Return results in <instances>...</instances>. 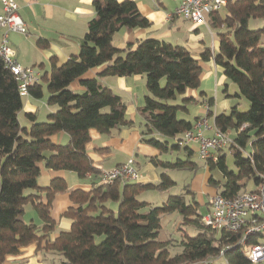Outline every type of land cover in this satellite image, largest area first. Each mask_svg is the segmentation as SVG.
Segmentation results:
<instances>
[{"label":"trees","instance_id":"obj_1","mask_svg":"<svg viewBox=\"0 0 264 264\" xmlns=\"http://www.w3.org/2000/svg\"><path fill=\"white\" fill-rule=\"evenodd\" d=\"M93 8L95 15L81 39L80 53L62 64L53 58L49 70L29 87L32 96L42 98V81L46 82L47 103L57 109L45 121L27 113L31 124L20 122L25 95L0 57V264H5L8 255L18 254L22 247L34 242L38 251L59 254L60 264H204L219 257L225 259L224 264H252L246 252L251 245L264 242V233L249 236L243 244L244 230L228 232L205 225L195 192L188 189L170 194L161 205L139 198L146 190L173 187L176 181L167 172L161 174L159 183L117 180L113 184L94 182L88 191L73 190L71 198L77 205L65 212L71 226L51 239L56 227L50 215L52 202L68 185L64 178L57 177L48 186H40V164L71 170L82 178L88 174L97 176L100 171L86 150L90 129L109 133L132 124L126 116L125 101L97 77L81 79L82 91L70 87L85 72L104 64L107 65L100 76L145 75L148 93L138 109L144 119L143 140L166 152L169 139L193 125L178 113L194 99L175 101L187 89L200 86V60L214 58L227 79L237 84L235 95L245 96L250 107L243 112L234 106L230 113L216 115L215 124L221 131L235 132L230 148L236 168L230 169L226 155L218 151L217 160L208 159L206 163L210 171L218 170L222 178L216 179L212 174L209 183L217 188V193L234 197L245 190L250 180L256 187L264 175V25L257 29L249 26L251 19H264V0H235L226 7L224 15L220 11L212 13L210 27L224 30L219 33L218 50L214 53L208 47L201 59L183 45L158 38L142 39L135 47L132 42L125 48L116 47L113 36L121 28L147 27L150 20L134 0H93ZM38 43L47 44L42 39ZM208 101L211 108L214 98ZM243 124L247 125L240 129ZM60 132L69 134L68 143L51 139ZM249 143L251 149L244 153ZM172 147L180 149L177 143ZM184 148L187 160L153 157L151 161L165 169L195 167L191 161L194 150ZM43 193L46 202L41 201ZM28 203L35 206L44 224L23 218ZM176 211L183 216V224L193 226L198 233L186 234L182 251L172 255V242L160 240L159 234L161 216Z\"/></svg>","mask_w":264,"mask_h":264},{"label":"crops","instance_id":"obj_2","mask_svg":"<svg viewBox=\"0 0 264 264\" xmlns=\"http://www.w3.org/2000/svg\"><path fill=\"white\" fill-rule=\"evenodd\" d=\"M16 1L19 4V14L26 23L27 32L11 31L9 33V42L14 48L16 59L20 64L34 67L41 76L45 70H49L53 58H56L58 63L62 64L71 56L80 53L81 39L87 31L89 21L95 15L93 0ZM134 1H136L141 13L150 20L151 24L147 27L134 29L121 28L113 36V43L116 47L125 48L130 42L135 47L142 39L158 38L187 47L193 56L198 59H201V55L208 47H211L214 53L218 50L219 40L214 41L212 39V46L209 45L197 24L175 14L180 0ZM3 12V3L0 0V14ZM206 25L209 27V22ZM2 34L3 31H0V42ZM39 39L46 41L47 44L45 46L40 45L38 43ZM106 65L88 70L81 77L74 80L70 87L74 91H82L84 87L80 83L81 79L97 77L125 101L127 106L126 116L132 121V124L116 127L109 133H102L96 128L90 129V140L86 144V150L93 165L100 171L97 176L88 174L86 177L78 178V174L74 171L46 168L43 163L40 164L42 170L39 178L43 177L44 180L41 185L39 183L40 186H48L57 177L64 178L68 185V189L56 194L52 202L50 215L56 222L55 230L51 233V239L53 240L61 231L68 230L71 226V219L65 215L69 207L77 205L71 198V192L75 189L88 191L92 188L94 182L102 184L100 182V174L103 171L115 168L134 156L137 168L142 174L140 182L159 183L161 174L166 172L165 168L156 166L151 161L153 157H161L160 149L144 141L142 136L144 119L138 109L144 103L145 95L148 93L145 75L100 76L99 73ZM200 65L202 66L200 86L187 89L175 102L183 103L184 98H193L194 101L185 103L188 110L182 109V118L194 123L198 118L206 116L210 125L214 128L206 131L205 134L209 136L215 133V127H217L215 124L216 115L221 113L228 114V111H231L234 106L238 107L239 101L233 98L234 96L230 93V86H226L228 79L224 74L223 67L218 65L214 58L206 61L200 60ZM224 84L225 88L222 89ZM24 97V106L19 112L21 123V115L26 117L27 113H34L37 115L38 120L43 121L47 119L50 112L57 109L56 105L47 103L48 95L36 98L29 93ZM211 97L214 98V104L210 108L208 100ZM27 122L26 125L31 124L28 118ZM69 138L70 136L66 132L51 136L52 140L63 144L68 143ZM232 138L234 139V137ZM205 165L207 172L203 182L206 184L209 183L212 173L207 163ZM207 187L208 189L205 190L207 194L205 202L208 208L210 197L215 195L218 190L214 186ZM168 190L165 191L167 192ZM31 191L37 193L35 190ZM195 196L197 197L196 192ZM197 200L201 207L202 199L200 200L197 197ZM41 201H47L44 193ZM30 207L36 210L32 203H30ZM29 214H31L32 218L30 216V219H25L27 222L33 221L39 225L44 224L39 213V217L34 212ZM54 257L61 259V256L53 251H38V245L34 242L22 247L20 253L8 255L5 264H50L49 261Z\"/></svg>","mask_w":264,"mask_h":264},{"label":"built area","instance_id":"obj_3","mask_svg":"<svg viewBox=\"0 0 264 264\" xmlns=\"http://www.w3.org/2000/svg\"><path fill=\"white\" fill-rule=\"evenodd\" d=\"M4 12L0 14V31H3L0 42V57L4 60L19 83L22 95L29 94V87L39 81V72L31 66H23L16 59V52L9 42V33L17 31L26 33L27 26L19 14L16 0H1ZM235 0H180L175 14L191 20L195 24H208L210 15L226 8ZM243 124L240 129L246 127ZM214 129L208 118H198L191 129L176 136L180 147H192L204 160H217V152L233 142L230 130L221 131L215 127V133L206 135V131ZM142 174L137 168L135 157L115 168L100 174L102 184H113L117 180L123 182L139 181ZM260 183L251 190H244L234 197L216 193L208 202L207 212L202 213V222L216 230L238 232L244 230L241 240L246 243L249 236L264 233V175ZM223 253V252H222ZM252 264L264 260V242L251 245L246 252ZM204 264H210L207 261Z\"/></svg>","mask_w":264,"mask_h":264},{"label":"rangeland","instance_id":"obj_4","mask_svg":"<svg viewBox=\"0 0 264 264\" xmlns=\"http://www.w3.org/2000/svg\"><path fill=\"white\" fill-rule=\"evenodd\" d=\"M226 8H223L220 10L221 14L226 13ZM264 25V19L258 18V19H251L249 26L252 29H257L259 27H262ZM197 26L200 28L201 32H203L205 36V41L212 46V39L219 40V33L224 30V28H217L213 29L208 27V25L200 23L197 24ZM210 28V29H209ZM213 33H212V32ZM262 45H264V36L262 39ZM228 84L230 86V93L234 96L233 98L237 99L239 101L238 108L240 111H247L250 107V102L249 100L241 95L240 97L236 96V92H238V86L236 83L229 81ZM43 85V91L44 95H48V89L45 80L42 81ZM225 88V84L222 87V89ZM26 99V97H24ZM230 111H228L229 113ZM179 117H182V110L179 111L178 113ZM44 117V116H43ZM22 123L26 125L27 118L24 117L23 115L20 116ZM45 121V120H44ZM231 132V137H234L235 132ZM176 144L175 139H169V149L166 152L161 151V159L165 161H176L178 158L187 160L188 156L186 155V151L184 147H180V149H173L172 145ZM231 144L225 146L222 150L219 152L221 154L226 155V162L229 166L230 169H235V157L234 154L230 148ZM192 148V147H191ZM193 149V148H192ZM251 149L250 143L245 147L243 150L244 153L249 152ZM191 161L196 163V166L193 168H167L166 172L176 181V184L171 187L167 192L164 190H146L145 193H142L139 195V198L142 200H146L152 205H161L164 201L167 200L168 196L175 195V194H181L186 192L188 189L196 192V195L200 200L202 199V206L200 207V212L205 213L207 212V206H206V199H207V194L205 190L208 189L207 186L212 187L211 184L209 183H204V179L206 176V160L200 157L199 153L197 150L195 151L194 149V155L191 158ZM213 176L216 179H221V174L218 170L210 171ZM78 178H81L78 175ZM40 185L43 183V177L38 178ZM245 181V180H244ZM255 188V182L254 180H250L245 187V190H251ZM195 189V190H194ZM31 191V190H28ZM115 204V202H112L111 204ZM26 212L23 216L24 219L28 220L30 219L31 214L30 212H34L36 216L39 217L38 212L34 209H31L30 203L26 206ZM32 218V216H31ZM161 229H160V234H159V239L163 241H171L172 244L169 246V250L172 255H175L177 253H180L182 251V241L186 239V234L194 236L198 233V230L194 228L193 226L190 225H185L183 224V216L179 212H172V213H164L161 216ZM50 264H60V259L57 257H54L49 261ZM211 264H224L225 259L223 257L219 258H214L210 262ZM257 264H264V260L257 263Z\"/></svg>","mask_w":264,"mask_h":264}]
</instances>
